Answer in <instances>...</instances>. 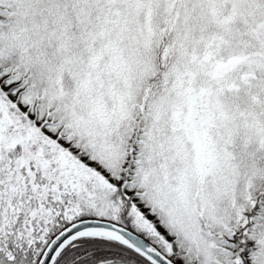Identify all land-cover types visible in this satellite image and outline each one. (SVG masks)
I'll use <instances>...</instances> for the list:
<instances>
[{
    "label": "snow or ice",
    "instance_id": "obj_1",
    "mask_svg": "<svg viewBox=\"0 0 264 264\" xmlns=\"http://www.w3.org/2000/svg\"><path fill=\"white\" fill-rule=\"evenodd\" d=\"M0 264H264V0H0Z\"/></svg>",
    "mask_w": 264,
    "mask_h": 264
}]
</instances>
